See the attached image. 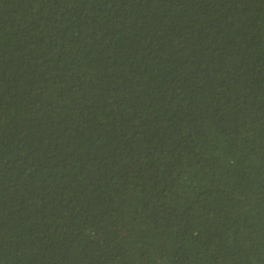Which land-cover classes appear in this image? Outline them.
Instances as JSON below:
<instances>
[{"label": "trees", "instance_id": "trees-1", "mask_svg": "<svg viewBox=\"0 0 264 264\" xmlns=\"http://www.w3.org/2000/svg\"><path fill=\"white\" fill-rule=\"evenodd\" d=\"M0 264H264V0H0Z\"/></svg>", "mask_w": 264, "mask_h": 264}]
</instances>
